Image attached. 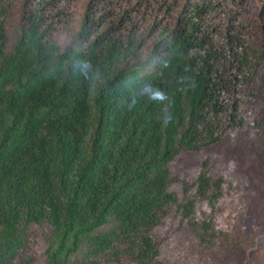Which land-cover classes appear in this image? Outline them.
<instances>
[{
  "label": "trees",
  "instance_id": "obj_1",
  "mask_svg": "<svg viewBox=\"0 0 264 264\" xmlns=\"http://www.w3.org/2000/svg\"><path fill=\"white\" fill-rule=\"evenodd\" d=\"M263 81L264 0H0V264L233 252L222 157L172 165L241 131L260 153Z\"/></svg>",
  "mask_w": 264,
  "mask_h": 264
},
{
  "label": "rangeland",
  "instance_id": "obj_2",
  "mask_svg": "<svg viewBox=\"0 0 264 264\" xmlns=\"http://www.w3.org/2000/svg\"><path fill=\"white\" fill-rule=\"evenodd\" d=\"M254 106L264 119V81L261 99ZM249 135L250 131H241L235 147L227 137L202 153H186L172 165L176 173L193 172L205 157L221 156L222 172L241 187L236 195L228 194L220 209L222 226L230 234L226 242L241 245L225 256L221 252L211 254L205 264H264V131L259 139L260 153L256 142L249 146Z\"/></svg>",
  "mask_w": 264,
  "mask_h": 264
},
{
  "label": "clouds",
  "instance_id": "obj_3",
  "mask_svg": "<svg viewBox=\"0 0 264 264\" xmlns=\"http://www.w3.org/2000/svg\"><path fill=\"white\" fill-rule=\"evenodd\" d=\"M130 88H132L133 91L138 90L140 94L142 95H149L151 96L152 99L158 100L161 103L164 101L161 99V93L156 86L151 84L149 81H142V82H136L134 81L131 85Z\"/></svg>",
  "mask_w": 264,
  "mask_h": 264
}]
</instances>
